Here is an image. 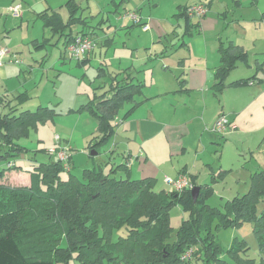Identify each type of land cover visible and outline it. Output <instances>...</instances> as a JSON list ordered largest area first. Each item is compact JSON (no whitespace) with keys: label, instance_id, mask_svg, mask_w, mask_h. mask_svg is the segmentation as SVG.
I'll use <instances>...</instances> for the list:
<instances>
[{"label":"crops","instance_id":"0c3cea01","mask_svg":"<svg viewBox=\"0 0 264 264\" xmlns=\"http://www.w3.org/2000/svg\"><path fill=\"white\" fill-rule=\"evenodd\" d=\"M40 2L37 0V3ZM18 3L23 6L17 23L14 20L17 18L12 17L7 9ZM42 3L43 9L34 11L31 0H0V50L10 52L0 67V100H13L18 95L26 94L19 105L20 100H13L7 106L1 105L0 112L8 113L14 105L18 111H34L39 106L49 107L53 104L54 112L45 122L53 121V117L60 115L56 110L59 102L48 99L41 105V95L34 92V76L45 72V64L40 65L35 61L37 58L34 59V48L44 47L48 40L50 43V39L45 37L39 41V37H34V31L31 35L22 33L24 18L29 22L34 20L35 15L42 28L48 29L52 37H57L54 45L60 41L65 45L67 39L81 32L90 35L95 50L81 58L82 63L77 61L76 65L85 68L90 57L94 59L96 56L107 64L106 57L110 53L114 68L109 69L103 63L106 70L102 74L106 76L109 71L113 77L116 75L118 79H123L120 73L129 70L134 81L143 84L141 93L125 103L113 120L118 127L114 134L116 137H112L115 138L112 149L105 152L110 165L116 147L123 153V163L127 161L124 155L139 159V150L144 149L148 142H163L167 149L164 153L174 159L169 164L175 170L171 177L173 179L183 176L193 187L191 177L196 178L198 184L209 183L210 173L217 176L216 169L229 171L224 179L213 185L212 197L218 196L220 202L235 193L244 192L248 188L250 173L264 170V0H43ZM195 3L206 4L208 11L203 18L190 21L198 26L186 28V21L178 16V12ZM229 5L233 6L231 11ZM229 12L233 13L230 20ZM108 13L113 14V22L109 17L104 18ZM125 13H135L149 29L137 30L140 25L129 18L126 25L121 24L122 20H126L123 18ZM43 18L50 20L48 27L44 26ZM223 50L245 53L246 62L237 61L235 68L224 79L223 87L218 89L215 87V73L221 65ZM56 59L61 60L62 57L58 54ZM14 60L18 63H11ZM239 64L247 69L234 73L239 69ZM34 65H38L39 70ZM49 67L51 69L52 66ZM93 73L89 75L95 80L92 86L89 85L92 88L90 95L76 90L75 100L71 102L67 115L90 116L87 110L79 109L87 106L100 90L108 88L111 78L98 77V71ZM248 80L253 84H247ZM129 110L131 112L128 114ZM220 116H225L233 129H227L224 134H214L211 129ZM84 121L88 123L86 119ZM31 132H34V122L30 124L27 138H21L18 143L23 145L22 142L30 138ZM229 143L236 145V152L239 153L235 152L237 167L235 163H229L222 153ZM25 148L29 153L30 150ZM112 150L113 153H109ZM217 151L221 152L219 157ZM92 153V156L99 155L95 151ZM20 159L22 163L28 160V165L32 167L33 160ZM159 159L160 163H166L165 157L159 156ZM21 162L18 164L20 167ZM135 162L139 178L151 180L154 186L156 169L150 161L141 157ZM242 162H245L244 166ZM117 165L113 164L112 168ZM22 168L28 170L26 168L30 167ZM204 171L208 176L200 174ZM9 172H5L2 183L29 185L27 172ZM118 172L115 176H118ZM234 173L239 174L234 176L237 182L230 181V185L226 180ZM131 175L130 169L128 179L139 180L131 179Z\"/></svg>","mask_w":264,"mask_h":264},{"label":"trees","instance_id":"16d2710c","mask_svg":"<svg viewBox=\"0 0 264 264\" xmlns=\"http://www.w3.org/2000/svg\"><path fill=\"white\" fill-rule=\"evenodd\" d=\"M195 5H203L206 13L208 11V6L202 3L180 9L178 16L185 19L186 28L198 26L190 21L204 17L188 15L189 8ZM43 19L44 26L48 27L50 20ZM73 38L67 39L65 44L71 43ZM237 61L246 62V54L222 51L221 65L215 73L216 88L223 87L224 79ZM103 65L97 69L98 77L105 76ZM128 71L120 73L123 79L113 77L108 71L105 76L111 78L108 88L100 90L101 94H95L87 106L79 109L87 110L97 122L95 141L88 144L92 151L98 152L102 145L111 142L116 130L115 116L125 103L141 93L143 84L135 82ZM18 96L13 98L20 100L17 105L26 94ZM13 100L3 98L0 106H7ZM7 112H0V264H67L70 260L75 264H227L224 254L236 258L240 264H264V170L251 172L248 190L231 195L220 202L219 208L209 206L208 201L214 193L213 185L229 171L218 170L216 177L210 173L209 183L198 184L196 178L191 177L193 187L188 183L189 188L181 191L154 192L149 179L115 176L119 168L130 170L133 158L130 155H124L127 161L111 168L107 175L102 174L100 168H93L76 177L71 174L70 163L69 171L64 170L56 153L49 152L52 148H64L58 144L46 151L56 161L36 165L33 161L31 170H25L15 161L28 152L18 141L27 138L31 122L36 130L38 124L51 118L54 110L39 106L34 111H18L14 105ZM9 170L27 172L29 185L2 183ZM62 172L68 173L65 180L60 178ZM193 189H198L195 200ZM260 203L263 208L259 211ZM175 206L187 217L184 216L172 235L168 215ZM245 224L252 225L261 257L259 263L246 256L249 250L246 241L234 239L230 247L224 249L212 231V226L218 231L239 229ZM115 231H122L123 235L113 241ZM32 235L37 243L34 252L27 254L25 241ZM187 253L190 255L185 257Z\"/></svg>","mask_w":264,"mask_h":264},{"label":"rangeland","instance_id":"374dc122","mask_svg":"<svg viewBox=\"0 0 264 264\" xmlns=\"http://www.w3.org/2000/svg\"><path fill=\"white\" fill-rule=\"evenodd\" d=\"M38 1H41V2L37 3V0H31V4H34V11H40L44 7L42 3L43 0H38ZM18 4H20L21 7L23 6L21 3H18ZM232 8L233 6L229 5L228 7L229 11H231ZM110 10H113V9H110ZM234 10H236V8ZM127 12H134V11H127ZM227 15H228V20L233 18L232 12L227 13ZM106 17H109V20L113 22L112 13L105 14L104 18ZM14 20L17 21L18 23L19 17ZM129 20L128 18H126V20L124 19L120 21H121V24L126 25V23L129 22ZM24 21L25 22L22 24V27H21L23 34L29 33L31 35L32 32L34 31V37L35 36L39 37L40 38L39 41H41L43 37L50 39V43L48 40L47 44L44 47H41L39 49L34 48V54H35L34 59L37 58L35 61L40 65L45 64L44 65L45 69H43L45 72L39 75L37 73L34 76L36 77L35 83H34L35 84L34 92L37 91L41 95V100H40L41 105H43L42 104L43 101H46L48 99H53L52 100L53 102H59V106L56 107V110L60 115L53 117L52 118L53 121L48 120L47 122H45V124L38 125L36 130L30 133V138L22 142L23 145H25V147H27L30 150V152L29 153L27 152L26 155L21 154L20 157L26 158V159L29 158L31 161L32 160L34 161V164L35 163L37 164L46 163V162H49L50 160L56 161L55 157L54 156L50 157L46 151L52 147H55L58 144L66 148L68 151V154L71 160L70 164H71V174L72 175L76 177H80L81 173L84 170H89L93 168L94 169L100 168L99 171L104 175L109 174L112 168L111 167L112 165L107 163L109 158L107 154H105V152L112 149L111 145L112 143H114L113 140L115 138H112L111 142L103 145L102 147L98 149V152H97L99 153L98 156L91 157L90 155H91L92 150L88 148L89 146L88 144L90 141L92 142L95 141L93 138L94 136L97 135L96 121L91 116L85 115V114L84 115H79V114L67 115V111L71 105V102L73 103L75 100L74 94L76 93V90L82 93L86 92L87 95H90L92 88L89 87V85L92 86L95 80L92 79L89 75H92L93 71L97 72V68L100 66V64L103 65L105 61L104 60L102 61V59L98 58V56H96V58L94 59L93 57H90L91 60L90 62L87 63V66L85 68L82 66H78L76 65L77 61L71 59L69 55L65 52V47L62 41L58 42L57 45H54V42L57 40V37L56 36L52 37L48 29H43L40 21L36 18L35 15H34V20L27 22L26 18H24ZM138 27L139 28L137 30L139 31L143 30L142 26H138ZM200 46L201 45H199V47ZM39 50L42 52L37 53ZM109 52L112 53V50L110 49ZM90 53L92 54L93 52H90ZM143 53H145V51ZM58 54L62 57L61 60L56 59ZM109 55L110 53H108V56L106 57L107 64L106 63L105 64L107 65L109 69H111V68H114L113 67L114 60ZM112 56H113V53H112ZM48 66H52L51 69L50 67L48 68ZM34 68L39 70L38 65H34ZM241 69H247V68L246 66L239 64V69L235 70L234 73H239ZM35 73L36 72H34V74ZM30 74H32V72ZM36 101H38V99ZM49 107L54 108V105L50 104ZM84 119L87 120L88 122L87 124L85 123ZM117 128L118 127H116V129ZM55 136L58 137L57 142L55 141V138H54ZM113 137H116V135H114ZM220 140L223 142L222 138ZM139 145H141V143H139ZM143 148L144 149L139 148L140 149L139 151H141V155L139 159H141V157L147 158V160L150 161V164L153 165V167L156 169L155 180L153 181L155 185L152 186V190L156 192H161L160 190L164 188L165 191H167L170 187L165 182V179H166V176L168 178H171L172 175L175 173V170L171 169L170 167L171 165H169L174 161V159L168 156L167 153H164V151H167V149L163 142H159L157 140L153 142L150 141L147 144H145ZM121 150L122 148H120V151ZM114 151L116 152L115 156L114 158L113 157L111 158L110 162L114 164H120L122 162L121 154L123 153L119 152V149L117 147L115 148ZM235 152H236V145H232L231 143L225 145L224 148L222 149V153L225 154V157H227V161L229 163H233V164L235 163L237 167L238 163L236 162V155H237L236 153L238 152L236 153ZM165 154L167 155V157L165 156ZM217 154H218L217 157H219L220 156L219 154H221V152L217 151ZM159 156H161L162 158L165 157V162L167 164L164 162L160 163ZM20 157L19 158L17 157L15 159V161H17L16 163L17 165L22 161ZM139 159L135 157L131 159V162H130L131 167H129V169L132 170L131 179H135V178L142 179V178H139L140 175L139 173H137L138 171L135 167L136 164H134V162L135 161L138 162ZM28 164H29V161L27 160L25 163V160H24V163H22L21 166L31 168V165H28ZM244 165H245V162H242V166ZM30 168H26V169L31 170ZM10 172L12 173L13 171H10ZM217 172L218 170L216 169L215 173ZM118 173L119 174L117 178H120V174H121V178H127V169L119 168ZM200 174L202 176L203 175L208 176V174L205 171ZM237 174L238 173L229 175L228 176L229 179H227L226 182H229L230 185L232 181L237 182L236 180H234V176ZM67 177H68V173L66 172L60 173V178L62 180H65ZM164 185L165 187H162ZM246 188L244 189V191L248 190ZM218 189L220 190V187ZM208 204L211 207L219 208L220 201H219L218 196H214L210 198L208 201ZM262 208H263V204L260 203L258 206V210L260 211ZM185 215L187 217V214L179 206L172 207L171 210L169 211L168 219H169V223L172 229V235H174L176 231L179 229V225L182 223V220L184 219ZM212 231L216 234L217 241L219 242L221 247L224 249H228L234 239L246 241L249 247V250L246 256L248 258L256 260L257 263H259L261 257L257 249V244H256L254 234L252 232L251 224H245L239 229L228 228V229H219L218 231H216L215 226H212ZM122 235H123L122 231H115L112 234L111 238L113 241H115L119 236H122ZM36 243L37 242L34 240V235H32L31 237H28L25 241V246H24L25 253L31 254L32 252H34V246L36 245ZM223 257L226 260L227 264H240V262L236 258H233L228 254H224ZM60 264H63V263H60ZM67 264H75V261L70 260L68 261Z\"/></svg>","mask_w":264,"mask_h":264},{"label":"built area","instance_id":"2783aa9c","mask_svg":"<svg viewBox=\"0 0 264 264\" xmlns=\"http://www.w3.org/2000/svg\"><path fill=\"white\" fill-rule=\"evenodd\" d=\"M7 12L12 15V17L18 18L21 16V5L14 4L11 7H8ZM205 13L206 9L203 5H195L188 10V15H194L195 17H202L205 15ZM123 18H129L134 23H139L140 21L135 13H125ZM140 26H142L143 31H147L149 29V26L146 24L142 23ZM64 47L65 52L71 59L80 61L82 57L94 49L95 44L92 38H90L88 35L79 34L73 38L71 43L65 44ZM7 56H10V52L7 49L0 50V67L5 63V57ZM12 62L16 64L18 63L16 60L11 61V63ZM247 84L252 85L253 82L248 81ZM229 128L233 129V126H231L230 122L225 116H220L215 121L211 131L214 134H224ZM55 139L57 140L58 137ZM49 152L56 153L57 159L61 162L64 170L69 171L70 156L66 148H58V150L52 148ZM165 182L169 185V189L173 191H181L189 188V184L183 176H180L176 179L166 177ZM189 255L190 253H187L185 257H188Z\"/></svg>","mask_w":264,"mask_h":264},{"label":"water","instance_id":"95a60500","mask_svg":"<svg viewBox=\"0 0 264 264\" xmlns=\"http://www.w3.org/2000/svg\"><path fill=\"white\" fill-rule=\"evenodd\" d=\"M91 155H93L92 152H91ZM197 193H198V189H193V190H192V197H193L194 200H195L196 197H197Z\"/></svg>","mask_w":264,"mask_h":264}]
</instances>
